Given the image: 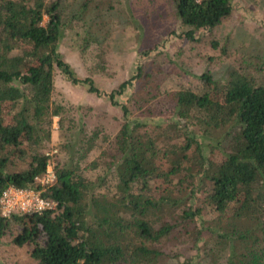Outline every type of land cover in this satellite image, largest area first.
Here are the masks:
<instances>
[{
	"label": "trees",
	"instance_id": "16d2710c",
	"mask_svg": "<svg viewBox=\"0 0 264 264\" xmlns=\"http://www.w3.org/2000/svg\"><path fill=\"white\" fill-rule=\"evenodd\" d=\"M170 2L189 41L230 13V0ZM62 32L58 0H0V193L9 185L40 190L34 179L47 166L40 145L49 139L51 118L61 111L50 102L55 70L99 95L90 78H76L61 59ZM199 79L202 92L169 94L176 122L166 132L139 135L121 127L107 164V170L114 167L111 189L101 190L76 164H57L54 184L41 193L54 209L0 217V239L11 219L20 222L12 243L30 245L36 264H155L163 256L156 245L176 230L194 240L200 236L192 227L200 210L186 206L184 188L172 184L196 168L194 175L208 184L205 204L223 228L217 235L226 249L223 264H264V87L236 72L221 85L208 74ZM129 83L105 95L111 104ZM121 111L127 114L125 107ZM180 125L191 129L181 132ZM197 137L208 140L212 158L202 156ZM18 161H26V168L10 170ZM233 221L249 227L233 230Z\"/></svg>",
	"mask_w": 264,
	"mask_h": 264
},
{
	"label": "rangeland",
	"instance_id": "374dc122",
	"mask_svg": "<svg viewBox=\"0 0 264 264\" xmlns=\"http://www.w3.org/2000/svg\"><path fill=\"white\" fill-rule=\"evenodd\" d=\"M58 1L63 32L57 51L76 78L92 80L99 95L88 93L83 85L70 84L54 71L50 102L61 111L51 118L49 139L40 145L52 171L57 164H76L83 176L101 184V190L111 189L114 167L107 170V164L121 127L127 125L139 135L166 132L167 125L176 122L170 93L182 89L200 93L204 89L201 75L208 74L221 85L231 72L264 87V0H230L229 15L213 29L196 31L191 41L184 38L187 28L180 25L170 0ZM125 81L129 85L111 104L105 95ZM121 107L126 108L125 116ZM179 128L184 133L191 129ZM197 139L202 156L212 158L208 140ZM214 155L218 160L217 151ZM24 168L26 161L9 167ZM192 172L183 173L185 177L180 175L172 184L184 188L189 197L186 206L200 210L192 224L200 236L194 240L176 230L156 245L163 256L155 264L224 263L226 249L217 238L223 228L215 224L217 215L204 201L208 184L194 175L196 168ZM167 185L164 182L161 187ZM88 198L89 192L84 203ZM19 223L7 222L0 239V264H36L30 257V245L12 243ZM244 227L248 223L233 221V230ZM37 242L41 244L42 237Z\"/></svg>",
	"mask_w": 264,
	"mask_h": 264
},
{
	"label": "built area",
	"instance_id": "2783aa9c",
	"mask_svg": "<svg viewBox=\"0 0 264 264\" xmlns=\"http://www.w3.org/2000/svg\"><path fill=\"white\" fill-rule=\"evenodd\" d=\"M34 182L40 187V190L9 185L1 191L0 217H26L54 209L53 201L41 194L43 189L55 182L54 172L50 169L48 162L45 172L35 178Z\"/></svg>",
	"mask_w": 264,
	"mask_h": 264
}]
</instances>
